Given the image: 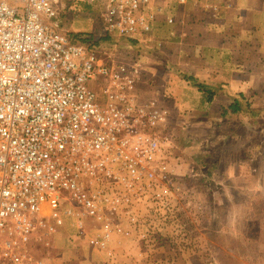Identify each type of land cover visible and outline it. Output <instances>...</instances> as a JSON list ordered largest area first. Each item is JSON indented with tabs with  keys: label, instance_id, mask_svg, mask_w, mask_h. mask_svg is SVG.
I'll return each instance as SVG.
<instances>
[{
	"label": "built area",
	"instance_id": "obj_1",
	"mask_svg": "<svg viewBox=\"0 0 264 264\" xmlns=\"http://www.w3.org/2000/svg\"><path fill=\"white\" fill-rule=\"evenodd\" d=\"M60 1L0 0V264H43L32 241L66 221L79 233L90 222L88 244L105 249L139 206H166L174 190L167 109L142 94L141 63L62 32ZM164 1L105 0L101 36L152 41ZM98 77L102 103L88 85Z\"/></svg>",
	"mask_w": 264,
	"mask_h": 264
},
{
	"label": "rangeland",
	"instance_id": "obj_2",
	"mask_svg": "<svg viewBox=\"0 0 264 264\" xmlns=\"http://www.w3.org/2000/svg\"><path fill=\"white\" fill-rule=\"evenodd\" d=\"M206 2L209 5L210 0ZM181 5L184 3L175 0L161 2L156 19L171 17L169 27H172L173 8ZM55 8L62 32L104 38L101 15L105 0L81 3L75 10L68 9L61 0ZM153 35L152 41L143 40L139 34L132 39L142 50L164 55L167 53L162 46L164 39L155 34L154 28ZM110 40L101 41L102 48L112 52L118 61L140 62L143 68L147 60L154 61L138 54L137 45L122 39L117 43ZM153 75L161 80L160 72ZM103 81V77H98L88 82L100 103L104 100ZM156 85L143 84L141 89L146 98H155L167 109L165 132L170 142L166 151L174 189L170 202L157 208L149 202L146 207L139 206L136 221L130 228L113 230L105 249L88 244L87 239L98 232L90 222L79 233L66 221L48 238L37 237L32 241L31 252L43 264H264V149L258 148V152L263 149L258 158L250 144L252 130L243 126L236 133L225 134L229 120L209 122L191 113V102L180 105L178 116L171 92L162 93L163 87ZM185 97L195 101L187 93ZM261 131L253 140L258 144L256 147H264ZM68 205L65 202L63 206Z\"/></svg>",
	"mask_w": 264,
	"mask_h": 264
},
{
	"label": "crops",
	"instance_id": "obj_3",
	"mask_svg": "<svg viewBox=\"0 0 264 264\" xmlns=\"http://www.w3.org/2000/svg\"><path fill=\"white\" fill-rule=\"evenodd\" d=\"M204 2L186 0L184 5L175 6L172 27L162 16L155 20L154 32L164 39L162 46L167 53L150 54L154 61L147 60L143 84H157L163 87L162 93L171 92L178 116L180 105L191 102V113L209 122L229 120L225 134L246 126L252 130L251 139H257L261 129L264 133V121L260 125L264 120V0ZM159 72L161 80L153 75ZM233 101H238L240 108L248 103L250 112H232L229 105ZM253 140L252 151L254 147L260 158L264 147H256ZM258 148L263 149L258 152Z\"/></svg>",
	"mask_w": 264,
	"mask_h": 264
},
{
	"label": "trees",
	"instance_id": "obj_4",
	"mask_svg": "<svg viewBox=\"0 0 264 264\" xmlns=\"http://www.w3.org/2000/svg\"><path fill=\"white\" fill-rule=\"evenodd\" d=\"M123 41H125V42H128V44H130V45H133V46H135V45H137V42H136V40H134V39H131V38H128V37H123V38H121ZM101 41H103V42H108V41H111L110 40V38L109 37H104V38H100V39H98V42H101ZM135 50H136V52L138 53V54H140V55H144V56H150V54L152 53L153 54V52H151L152 50H147V49H144V50H142L141 49V47L139 46V45H137V48H135ZM151 54V55H152ZM163 63L165 64V61H163ZM167 68V67H166ZM196 86H198V85H196ZM198 88L200 89V86H198ZM239 102L238 101H233L230 105H229V109H231V111L232 112H239L240 110H245V111H247V112H250V109H249V107H248V103H242V105H243V107L242 108H240V106H239Z\"/></svg>",
	"mask_w": 264,
	"mask_h": 264
}]
</instances>
